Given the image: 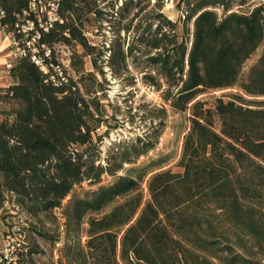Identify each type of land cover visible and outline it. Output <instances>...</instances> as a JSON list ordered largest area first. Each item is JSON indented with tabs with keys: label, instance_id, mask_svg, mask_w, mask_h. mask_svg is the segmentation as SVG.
I'll return each mask as SVG.
<instances>
[{
	"label": "trees",
	"instance_id": "obj_1",
	"mask_svg": "<svg viewBox=\"0 0 264 264\" xmlns=\"http://www.w3.org/2000/svg\"><path fill=\"white\" fill-rule=\"evenodd\" d=\"M85 1L63 0V22L41 42L52 47L77 40L94 54L76 25ZM240 1L182 0L181 34L176 22L159 13L142 31L138 27L126 51L118 41L109 50L113 75L122 76L127 58L140 55L143 81L162 91L175 112H190L180 173L162 170L167 159L138 165L154 149L143 137L115 143L102 161L95 142L103 122L97 97L87 98L70 77L55 84L50 63L47 75L29 57L16 58L9 70L13 83L2 97L16 107L0 120V204L16 205L28 226L20 230L24 240L15 258L0 264H40L45 251L37 240L62 243L55 264H264V102L235 96L218 99L211 109L197 100L236 86L245 62L264 43V4L241 12L235 7L248 1ZM29 3L1 1V25L17 38ZM156 4L161 10L162 1ZM133 5L125 1L121 10ZM241 88L264 96V54ZM105 176L114 181L103 184ZM85 182L96 188L77 193ZM56 210L65 220L64 235Z\"/></svg>",
	"mask_w": 264,
	"mask_h": 264
},
{
	"label": "rangeland",
	"instance_id": "obj_2",
	"mask_svg": "<svg viewBox=\"0 0 264 264\" xmlns=\"http://www.w3.org/2000/svg\"><path fill=\"white\" fill-rule=\"evenodd\" d=\"M125 1L130 0H87L79 3L78 16L75 17L76 25L82 29L88 45L95 47L96 50L94 54L88 55L77 40H71L69 43L58 42L52 45L54 60L66 69L74 82L78 83L82 94L87 98L97 97L100 103L103 122L102 127L97 131L98 137L95 138V142L102 151V161L115 143H135L137 137H143L154 144V149L141 157L138 165L151 160L167 159L168 162L162 170L180 173L182 169L178 166V162L182 154L184 135L190 127V112H175L163 100L162 91H157L143 81L145 64L144 58L140 55L136 59L127 58V70L120 77L113 75L108 59L109 50L114 41H118L119 45L116 46L126 51L137 35L138 27L141 26L140 31H142L149 23L154 22V18L159 13L176 22L178 32L181 34L183 32L181 16L186 6L182 0H132L134 5L129 12H123L121 9ZM157 1H162L161 10L158 9ZM236 1L238 4L241 2ZM247 1L246 6L235 7V10L249 12L254 5L264 4V0ZM89 9H93L92 12H88ZM97 11L100 14H97ZM217 13L221 15V11ZM129 26L130 30L126 31ZM5 52L10 54L8 60L10 65H13L16 61L14 56L16 48L10 45ZM263 54L264 43L245 62L241 78L236 86L224 90L207 91L197 100L206 102V108L211 109H214L218 99L228 102L234 100L235 96H242L247 101L256 103L264 102V96L247 95L241 88L250 70L257 65ZM10 68L7 65L0 67V120L4 118L6 112L16 107L14 103H6L2 100L5 89L13 83L9 76ZM163 108L166 112L161 111ZM215 128L217 131L221 128L218 117H215ZM112 181H114L112 177L103 178V184H109ZM95 188L85 182L78 185L75 190L77 193H83ZM143 190L145 199H148L146 182L143 184ZM67 201L68 199L65 203ZM110 210L111 207L107 208L101 215ZM55 213L60 225L59 232L64 235L65 220L62 211L56 210ZM26 221L27 217L21 214L13 203L6 201L0 204L1 260L15 258L13 253L24 240V237L20 236V230L23 226H28ZM88 221L89 217H86L82 243L86 240ZM26 234L29 233L26 232ZM37 241L45 251V255L38 258L40 264H55L59 259L62 243L52 245L45 241Z\"/></svg>",
	"mask_w": 264,
	"mask_h": 264
},
{
	"label": "built area",
	"instance_id": "obj_3",
	"mask_svg": "<svg viewBox=\"0 0 264 264\" xmlns=\"http://www.w3.org/2000/svg\"><path fill=\"white\" fill-rule=\"evenodd\" d=\"M0 0V18L4 16ZM63 0H30L28 9L23 13L24 23L17 26L16 35L11 34L12 46L16 48L14 56L29 57L44 74H49V66L54 73L51 80L59 85L68 83L69 75L64 67L54 63L53 47L41 42L56 22H63L59 10ZM10 68V63L7 64ZM7 259V258H6Z\"/></svg>",
	"mask_w": 264,
	"mask_h": 264
},
{
	"label": "crops",
	"instance_id": "obj_4",
	"mask_svg": "<svg viewBox=\"0 0 264 264\" xmlns=\"http://www.w3.org/2000/svg\"><path fill=\"white\" fill-rule=\"evenodd\" d=\"M12 45L11 34H9L1 25L0 21V67L6 66L10 61L8 56L10 54L5 51ZM1 248V245H0ZM0 253H2L0 251ZM1 260V259H0Z\"/></svg>",
	"mask_w": 264,
	"mask_h": 264
}]
</instances>
